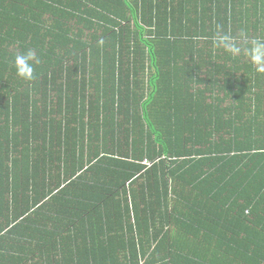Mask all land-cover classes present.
I'll return each mask as SVG.
<instances>
[{
	"label": "trees",
	"instance_id": "1",
	"mask_svg": "<svg viewBox=\"0 0 264 264\" xmlns=\"http://www.w3.org/2000/svg\"><path fill=\"white\" fill-rule=\"evenodd\" d=\"M261 66L264 0H0V264H264Z\"/></svg>",
	"mask_w": 264,
	"mask_h": 264
},
{
	"label": "clouds",
	"instance_id": "2",
	"mask_svg": "<svg viewBox=\"0 0 264 264\" xmlns=\"http://www.w3.org/2000/svg\"><path fill=\"white\" fill-rule=\"evenodd\" d=\"M229 50L232 51L233 53L238 51V49L235 48L234 46L230 47ZM255 51L257 54L253 56V60L257 64H261L259 49L257 48ZM34 62L39 63L35 52L29 49L22 54H17L12 61V65L15 69L16 75L19 78L23 80H32L35 78ZM257 70L260 72H264V66L258 67Z\"/></svg>",
	"mask_w": 264,
	"mask_h": 264
},
{
	"label": "built area",
	"instance_id": "3",
	"mask_svg": "<svg viewBox=\"0 0 264 264\" xmlns=\"http://www.w3.org/2000/svg\"><path fill=\"white\" fill-rule=\"evenodd\" d=\"M157 160H158V159H157ZM157 160H156V161H157ZM141 163H142L143 165H145L146 167H150V166L153 164L152 161L147 160V159H143V160L141 161Z\"/></svg>",
	"mask_w": 264,
	"mask_h": 264
}]
</instances>
